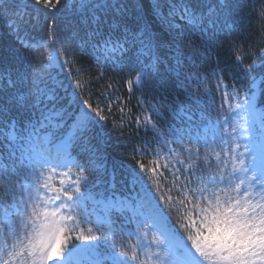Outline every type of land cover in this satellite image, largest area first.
I'll list each match as a JSON object with an SVG mask.
<instances>
[{"label":"snow or ice","instance_id":"1","mask_svg":"<svg viewBox=\"0 0 264 264\" xmlns=\"http://www.w3.org/2000/svg\"><path fill=\"white\" fill-rule=\"evenodd\" d=\"M243 7L0 0V264H264V39L232 38ZM114 83L140 109L112 121L130 162ZM118 179L137 198L93 191Z\"/></svg>","mask_w":264,"mask_h":264},{"label":"trees","instance_id":"2","mask_svg":"<svg viewBox=\"0 0 264 264\" xmlns=\"http://www.w3.org/2000/svg\"><path fill=\"white\" fill-rule=\"evenodd\" d=\"M179 2V0H178ZM244 7L241 10V16L244 18V27L241 31H238L233 35V39L236 40L238 43L247 47L248 45L255 46L261 39H264V36L261 34L262 25H264V18L260 16V11L264 8V0H241ZM14 42V38L9 36L6 24L3 20H0V43H10ZM78 47V42L75 45ZM223 55V53H221ZM66 72L61 74V79L64 78ZM123 74H118L116 71L109 72V80L110 81H120L121 76ZM108 81H92L90 83H86L85 90L91 96V100L93 103L100 102L101 106L104 107L107 105L109 100H106L101 97L100 91L103 85H106ZM112 93L111 99L115 101L116 97H119L120 100L113 103L112 112L109 115V120L106 124V131L109 132L111 137L112 144L114 146L113 155L117 158L126 160L130 162V158L125 155L124 151L122 150V145H127L128 149H131L133 144L135 143V139L129 140L128 133L126 132L123 137L120 136L118 129L112 130V121L116 120L119 121L121 113L118 110L117 103H122L127 108H130L132 111L131 113H127L128 115H136L139 113L140 109L137 106L136 100L133 97H130L126 86H123L122 83H114L113 89L110 90ZM139 95V93H137ZM180 99L184 100V95L180 94ZM217 103L220 102V97L217 95L216 97ZM258 106L264 108V93L258 96ZM195 111V109H193ZM196 118H199V112L196 114ZM169 124L176 123L173 119L169 118ZM6 125L0 123V128L5 127ZM134 126V125H133ZM144 136V133L141 132V137ZM5 151L3 148V144L0 143V152ZM107 189L108 193L115 192L117 196L128 197L130 199L137 198V193L139 192V186L133 189L130 185L124 186L120 183L119 179L115 182V187H112V184H106L100 187L93 189L94 192L104 191Z\"/></svg>","mask_w":264,"mask_h":264}]
</instances>
